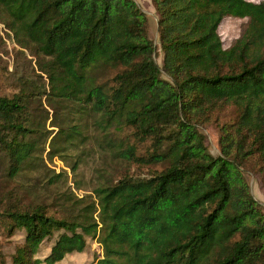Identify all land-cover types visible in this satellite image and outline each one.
I'll return each instance as SVG.
<instances>
[{
    "label": "trees",
    "instance_id": "1",
    "mask_svg": "<svg viewBox=\"0 0 264 264\" xmlns=\"http://www.w3.org/2000/svg\"><path fill=\"white\" fill-rule=\"evenodd\" d=\"M151 2L158 42L136 0H0V166L15 190L38 177L41 197L0 199V230L23 237L0 264H60L91 244L90 264H264V208L246 178L264 187V0ZM233 17L246 21L225 48ZM11 41L28 74L11 73ZM44 100L66 104L61 126L47 130ZM90 140L152 170L99 174L81 195L69 174ZM56 157L66 170L49 168Z\"/></svg>",
    "mask_w": 264,
    "mask_h": 264
},
{
    "label": "rangeland",
    "instance_id": "2",
    "mask_svg": "<svg viewBox=\"0 0 264 264\" xmlns=\"http://www.w3.org/2000/svg\"><path fill=\"white\" fill-rule=\"evenodd\" d=\"M253 3H260L263 0H247ZM137 2H141L140 7L142 10L147 14L150 23V37L158 42V26H157V16L156 12L152 6L151 0H137ZM246 21L240 18H226L222 22L219 28V34L223 40L224 47L228 48L232 41L239 37L241 32V26ZM18 46L15 45L13 41H11L10 46L8 48L10 50L9 56V66L10 71L13 75H17L18 73L23 72L24 74H28L30 69V58L24 59L22 56L17 55L14 48ZM13 49V50H12ZM19 49V47L17 48ZM28 55V51L26 52ZM15 59V60H14ZM157 62L159 64L162 63V53L159 51V57L157 58ZM32 72V71H31ZM114 73V71L109 72V76L107 75L106 80H102L101 82H106L110 76ZM7 87L5 90L7 92L12 91L13 84L6 85ZM66 104L61 106L59 103H54L51 101L44 100V107L50 111V115H46L44 113H40L43 117L47 116L45 125L47 130H52L51 128L53 125L61 126L62 120L65 113ZM78 116H71L73 119H77ZM42 118V117H41ZM57 130V128L55 129ZM202 133L206 137V144L209 149V152L215 156H220V146H219V131L216 126H206L201 129ZM56 132V131H55ZM85 153L89 154L86 157L87 161L80 165L79 170L76 173H70V180L71 181H80L82 189L78 192L79 194H87L90 193V190L94 187L95 184L98 183L99 174H101L104 178H116L122 174L132 171V173L136 175L141 174H148L149 170L152 168H143V167H131L123 162H116L114 163L112 159L105 154L104 151L98 148L96 142L90 140L85 145ZM85 159L84 157H82ZM47 164L49 168H52L56 173L62 172V170H66L65 164L59 159L54 158L52 161L48 159ZM154 169H160V166L153 167ZM97 169H101V172L97 174ZM38 177H34L33 181L26 183L25 188L22 190H15L13 187L14 185L8 182L5 174H3L2 168L0 166V199L7 198V194L13 189L14 191H19L23 194V201L28 204H33L34 198L40 197L38 193V189L40 186V182L35 180ZM246 178L248 179L252 193L255 199L263 206L264 208V187L259 180V178L251 173L246 174ZM28 182V181H27ZM19 192H11L10 197L12 198L13 195L18 194ZM44 198V195H41ZM52 196V194H51ZM53 210H56L55 208ZM22 235L20 233L9 237L5 233L0 230V250L3 252L4 256L10 261V258L15 253L16 247L22 242ZM98 250V245L91 244L89 247L88 252L81 253V254H72L66 257L64 261L60 264H90L93 258V251ZM46 253L48 251L46 250Z\"/></svg>",
    "mask_w": 264,
    "mask_h": 264
},
{
    "label": "crops",
    "instance_id": "3",
    "mask_svg": "<svg viewBox=\"0 0 264 264\" xmlns=\"http://www.w3.org/2000/svg\"><path fill=\"white\" fill-rule=\"evenodd\" d=\"M137 1V0H136ZM139 1V0H138ZM138 4H139V6H140V4H141V2H137Z\"/></svg>",
    "mask_w": 264,
    "mask_h": 264
}]
</instances>
